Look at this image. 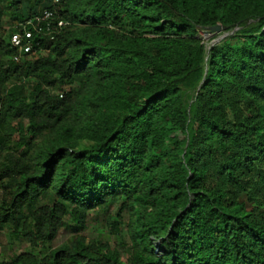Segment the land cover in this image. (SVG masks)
Returning <instances> with one entry per match:
<instances>
[{"label":"trees","instance_id":"16d2710c","mask_svg":"<svg viewBox=\"0 0 264 264\" xmlns=\"http://www.w3.org/2000/svg\"><path fill=\"white\" fill-rule=\"evenodd\" d=\"M2 234L0 264H264V0H0Z\"/></svg>","mask_w":264,"mask_h":264},{"label":"rangeland","instance_id":"374dc122","mask_svg":"<svg viewBox=\"0 0 264 264\" xmlns=\"http://www.w3.org/2000/svg\"><path fill=\"white\" fill-rule=\"evenodd\" d=\"M227 32H221L218 33H201V38L203 42L205 43L206 47L210 46L211 44L217 42L222 37L226 36ZM43 55L42 53L39 54V56ZM115 209L114 207L111 208L107 213H101L95 217L94 221L90 223L89 230L87 234L90 237H101L104 240H108V235L106 232L103 231L102 227L103 224L107 221L109 217H111L114 213ZM72 231L67 229H61L59 235L55 239V246L60 245L63 242L68 241L72 236ZM101 234V235H100ZM25 248V245L23 243H20L16 240H11L7 234L0 235V257L1 258H8L11 257L14 254H17L19 252H22Z\"/></svg>","mask_w":264,"mask_h":264},{"label":"built area","instance_id":"2783aa9c","mask_svg":"<svg viewBox=\"0 0 264 264\" xmlns=\"http://www.w3.org/2000/svg\"><path fill=\"white\" fill-rule=\"evenodd\" d=\"M50 16H51L50 12L46 10V11H43L40 16H35L34 21L36 22V24L43 23L47 21L50 18ZM62 24H63L62 22H59L58 26H62ZM27 36L29 35L27 34ZM11 44L12 46L17 47L19 50L22 49L24 53H29L31 51L29 45H25V46L21 45V39L16 34H14L11 37Z\"/></svg>","mask_w":264,"mask_h":264},{"label":"water","instance_id":"95a60500","mask_svg":"<svg viewBox=\"0 0 264 264\" xmlns=\"http://www.w3.org/2000/svg\"><path fill=\"white\" fill-rule=\"evenodd\" d=\"M208 31L210 33H218V34H220L221 32H223V29H222V27L219 24H217L215 26L209 27Z\"/></svg>","mask_w":264,"mask_h":264}]
</instances>
